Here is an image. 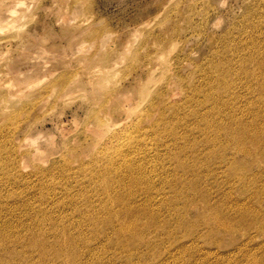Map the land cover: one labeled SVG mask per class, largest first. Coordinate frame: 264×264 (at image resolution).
<instances>
[{
	"label": "rangeland",
	"instance_id": "rangeland-1",
	"mask_svg": "<svg viewBox=\"0 0 264 264\" xmlns=\"http://www.w3.org/2000/svg\"><path fill=\"white\" fill-rule=\"evenodd\" d=\"M0 239V264H263L264 0H0Z\"/></svg>",
	"mask_w": 264,
	"mask_h": 264
},
{
	"label": "bare ground",
	"instance_id": "bare-ground-1",
	"mask_svg": "<svg viewBox=\"0 0 264 264\" xmlns=\"http://www.w3.org/2000/svg\"><path fill=\"white\" fill-rule=\"evenodd\" d=\"M246 129H247V128H246ZM248 129H249V128H248ZM136 132H138V131H136ZM246 132H247V131H246ZM239 133H240V132H239ZM229 134H231V133H229ZM243 134H244V133H243ZM246 134H247V133H246ZM246 134H244V135H246ZM244 135H243V136H244ZM126 138H129V136L126 137ZM120 139H121V138H120ZM112 140H113V138H112ZM114 140H115V139H114ZM114 140H113V141H114ZM127 141H128V140H127ZM245 141H247V140H245V139L243 140V138H242V142H245ZM253 141H254V140H253ZM238 142H239V140H238ZM247 142H248V141H247ZM115 143H116V142H115ZM249 143H250V142H249ZM257 143H258V142H257ZM260 143H261V142H260ZM241 145H242V144H241ZM261 145H262V144H261ZM239 146H240V145H239ZM258 147H259V146H258ZM237 150H238V148H237ZM240 152H241V151H240ZM244 154H245V153H244ZM231 162H232V161H231ZM133 180H134V179H133ZM137 180H138V179H137ZM135 181H136V180H135ZM132 184H133V183H132ZM134 185H135V184H134ZM119 186H120V185H119ZM128 186H129V185H128ZM130 186H131V183H130ZM131 187H132V186H131ZM131 187H130V188H131ZM130 188H129V189H130ZM133 188H134V187H133ZM123 189H124V188H123ZM129 189H128V190H129ZM131 189H132V188H131ZM130 191H131V190H130ZM134 191H135V190H134ZM126 193H127V192H126ZM128 193H130V192H128ZM127 195H128V194H127ZM135 195H136V194H135ZM131 196H132V195H131ZM120 198H121V197H120ZM122 199H123V198H122ZM135 208H136V207H135ZM140 208H141V207H140ZM122 209H123V208H122ZM128 209H129V208H128ZM130 209H131V208H130ZM133 210H135V209H133ZM133 210H132V211H133ZM137 210H138V209H137ZM145 211H146V210H145ZM138 212H139V211H138ZM142 212H143V211H142ZM147 212H148V211H147ZM121 213H122V212H121ZM128 213H129V212H128ZM128 213H127V216H129ZM130 213H131V212H130ZM133 213H134V212H133ZM142 214H143V213H142ZM214 214H215V213H214ZM214 214H213V215H214ZM131 215H132V214H131ZM213 215H212V216H213ZM121 216H122V215H121ZM127 216H126V217H127ZM133 216H134V215H133ZM217 216H218V214H217ZM219 216H220V215H219ZM138 217H139V216H138ZM214 217H215V216H214ZM215 218H216V217H215ZM215 218H214V219H215ZM116 219H117V218H116ZM212 219H213V217H212ZM217 219H218V217L216 218V221H218ZM119 220H120V219H119ZM130 220H131V219H130ZM136 220H137V219H136ZM207 220H209V219H207ZM134 221H135V220H134ZM139 221H140V219H139ZM139 221L137 220L138 224H139ZM213 221H214V220H213ZM219 221H220V219H219ZM115 222H117V221L115 220ZM206 222H207V221H206ZM117 223H118V222H117ZM119 223H120V222H119ZM215 223H216V222H215ZM221 223H222V222H221ZM221 223H219V224L221 225ZM131 224H132V221H131ZM138 224H136V225H138ZM89 225H90V224H89ZM128 225H130V224H128ZM134 225H135V224H134ZM227 225H228V224H227ZM227 225H226V226H227ZM101 226H103V225H101ZM223 226H224V225H223ZM226 226H225V228H227ZM125 227H126V226H125ZM127 227H128V226H127ZM127 227H126V228H127ZM129 227H130V226H129ZM132 227H133V225H132ZM112 229H113V228H112ZM119 229H120V228H118V230H119ZM129 229H130V228H129ZM131 229H132V228H131ZM133 229H134V227H133ZM130 231H131V230H130ZM130 231H129V232H130ZM118 232H119V231H118ZM118 232H117V233H118ZM124 232H125V228H124ZM131 232H132V231H131ZM133 232H134V231H133ZM120 233H121V231H120ZM127 233H128V232H127ZM121 234H122V237H123V238H124V236H126V235H124V234H126V233L123 234V232H122ZM67 235H68V234H66V236H67ZM123 235H124V236H123ZM128 235H129V234H128ZM134 235H135V234H134ZM64 236H65V235H64ZM58 237H59V236H58ZM61 237H62V236H61ZM119 237H120V236H119ZM128 237H129V236H128ZM131 237H133V236H131ZM134 237H135V236H134ZM65 238H66V237H65ZM136 238H138V237H136ZM56 239H57V238H56ZM56 239H55V240H56ZM63 239H64V237H63ZM63 239H61V240H63ZM67 239H68V238H67ZM70 239H71V238H70ZM127 239H128V238H127ZM0 240H1V239H0ZM6 240H7V239H6ZM64 240H65V239H64ZM64 240H63V241H64ZM72 240H73V238H72ZM137 240H138V239H137ZM59 241H60V240H59ZM63 241H62V242H63ZM131 241H132V240H131ZM56 242H57V241H56ZM5 243H7V242H5ZM5 243H4V244H5ZM52 243H53V245H55L54 242H52ZM71 243H72V241H71V242H70L69 240H66V241H65L66 246H69ZM0 244H1V243H0ZM36 244H37V246H39V248L41 249V251H42V250L44 249V247H45V245H43V244L41 245V242H39V243L36 242ZM61 244L63 245V243H61ZM50 245H51V244H50ZM53 245H52V246H53ZM59 245H60V243H59ZM62 245H61V246H62ZM56 246H57V245H56ZM56 246H55V247H56ZM63 246H65V245H63ZM71 246H72V244L70 245V247H71ZM55 247H54V248H55ZM70 247H67L66 250L70 249ZM72 247H73V246H72ZM77 247H78V246H77ZM5 248H6V247H5ZM8 248H9V247H8ZM52 248H53V247H52ZM62 248H63V247H62ZM1 250H2V249H1ZM3 250H4V249H3ZM70 250H71V249H70ZM70 250H68V252L71 254V256H73V259H74V257L77 256V253H76L75 251H73V250H71V251H70ZM78 250H79V248H78ZM5 251H6V250H5ZM7 251H8V250H7ZM43 251H45V250H43ZM54 251H55V254H54L55 257H58V258H59L60 255L62 254L61 247H60V248L58 247L57 250L55 249ZM1 252H2V251H1ZM64 252H65V251H64ZM53 253H54V252H53ZM1 254H2V253H1ZM6 254H7V253H6ZM51 254H52V253H51ZM79 254H80V253H79ZM12 255H13V254H12ZM66 255H67V254H66ZM51 256H52V255H51ZM63 256H65L64 253H63L62 257H63ZM71 256H70V257H71ZM0 257H1V256H0ZM70 257H69V258H70ZM58 258H57V259H58ZM67 258H68V256H67ZM62 259H63V258H62ZM71 259H72V257H71ZM85 259H86V258H85ZM59 260H60V259H59ZM59 260H58V261H59ZM74 260H75V259H74ZM88 260H89V259H88ZM257 260L259 261V259H257ZM61 261H62V260H61ZM64 261H65V260H64ZM248 261H249V260H248ZM261 261H262V260H261ZM261 261H260V262H261ZM62 262H63V261H62ZM73 262H74V261H73ZM79 262H80V261H79ZM256 262H257V261H256ZM69 263H70V262H69ZM71 263H72V262H71ZM251 263H252V261H251ZM65 264H66V263H65ZM67 264H68V263H67ZM74 264H75V263H74ZM85 264H87V263H85ZM252 264H253V263H252ZM255 264H256V263H255ZM259 264H260V263H259ZM263 264H264V263H263Z\"/></svg>",
	"mask_w": 264,
	"mask_h": 264
}]
</instances>
